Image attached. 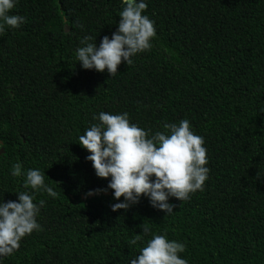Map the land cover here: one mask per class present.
<instances>
[{"label":"trees","instance_id":"trees-1","mask_svg":"<svg viewBox=\"0 0 264 264\" xmlns=\"http://www.w3.org/2000/svg\"><path fill=\"white\" fill-rule=\"evenodd\" d=\"M144 2L152 48L110 76L82 68L76 51L85 36L111 39L122 0H16L9 14L25 23L0 33V201L28 192L45 204L42 230L0 264H131L157 234L183 243L188 264H264V0ZM101 112L128 113L149 136L187 119L207 149L203 191L170 196L167 215L147 196L113 211L124 198L78 139ZM30 169L58 196L25 188ZM96 189L106 191L82 198Z\"/></svg>","mask_w":264,"mask_h":264},{"label":"clouds","instance_id":"clouds-1","mask_svg":"<svg viewBox=\"0 0 264 264\" xmlns=\"http://www.w3.org/2000/svg\"><path fill=\"white\" fill-rule=\"evenodd\" d=\"M122 2L125 7L111 39L104 36L99 47L88 43L93 39L91 36L81 41L85 46L77 49L76 57L82 68L107 70L114 76L122 61L131 65L134 55L151 50L156 29L154 22L142 14L148 5L144 0ZM15 6L16 0H0V33L5 31V26L16 29L25 23V17L9 14ZM93 119H98L99 123L79 136V144L90 153L86 159L92 162L96 175L105 179L111 177L107 187L114 190V198H124L123 202L111 206L113 211L127 210L138 203L141 196H147L153 207L167 215L174 208L169 203L170 196L185 201L190 199V194L203 191L209 172L207 149L204 138L193 133L187 119H182L178 125L166 123L165 132L157 131L151 136L149 131L130 123L128 113L101 112ZM12 175H24L20 163L13 165ZM24 187L58 196L45 184L44 175L37 169L26 172ZM101 191L106 189L89 190L85 195ZM18 201H0V256L12 255L19 249L22 238L42 230L36 217L45 201L40 200L38 206L28 192L18 193ZM149 231L145 224L143 233ZM139 240L141 237L137 235L129 243L134 245ZM184 251L183 243L157 234L131 264H188L179 255Z\"/></svg>","mask_w":264,"mask_h":264},{"label":"water","instance_id":"water-1","mask_svg":"<svg viewBox=\"0 0 264 264\" xmlns=\"http://www.w3.org/2000/svg\"><path fill=\"white\" fill-rule=\"evenodd\" d=\"M66 20V19H65ZM65 28H66V30H68V27H67V25L65 26ZM2 144V141L0 140V145ZM0 152L1 153H3L4 152V148L3 147H1V149H0ZM105 193H108V192H105ZM95 195V193L93 194V195H90L91 197L92 196H94ZM87 196L86 195H83L82 196V198H86Z\"/></svg>","mask_w":264,"mask_h":264}]
</instances>
